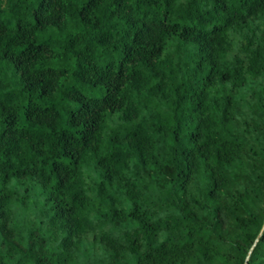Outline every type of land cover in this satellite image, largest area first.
Masks as SVG:
<instances>
[{"label":"clouds","instance_id":"obj_1","mask_svg":"<svg viewBox=\"0 0 264 264\" xmlns=\"http://www.w3.org/2000/svg\"><path fill=\"white\" fill-rule=\"evenodd\" d=\"M119 2L0 3L23 31L8 34L20 44L10 51L0 40V264H247L264 234V0H223L225 11L217 0ZM34 43L48 48H29L19 71L3 59ZM73 85L99 105V130L62 150L66 117L53 132L21 110L31 99L64 116L79 107L63 98Z\"/></svg>","mask_w":264,"mask_h":264},{"label":"trees","instance_id":"obj_2","mask_svg":"<svg viewBox=\"0 0 264 264\" xmlns=\"http://www.w3.org/2000/svg\"><path fill=\"white\" fill-rule=\"evenodd\" d=\"M175 0H171V3H174ZM0 3H3V0H0ZM171 3L169 2V0H166V7H170ZM218 3V8L221 11H225L227 9V4L223 2V0H217ZM93 7H96V4L92 5ZM123 7V0H120L119 3H117V9H121ZM197 12L199 11V9L196 10ZM115 15V14H114ZM166 17H167V13H166ZM82 22H83V16L81 17ZM33 21L34 23H39V21H37L35 19V16H33ZM146 27L145 25H141V28ZM173 28H178L179 25H173ZM12 31H15L17 33L18 37L22 38L23 35V31H22V24L20 21H16L15 25L13 26L11 21H6L5 19H3V13L2 11H0V40H7V43L5 44V47L9 49V51L11 50V48H15L20 46L19 44V40H13V39H9L8 34ZM215 31V29H214ZM188 32L187 29H185V31L183 33H181L182 36L186 35ZM103 39V38H102ZM136 37L133 36V40H135ZM71 43V42H70ZM36 48L37 51H42V50H47L48 46L45 44H39V43H34L32 45H28L27 47L24 48V51L20 52L18 56H15V54H13V56H15V59H13L12 56L9 55V51H5L3 59L8 60L9 63L13 64V68L16 71L20 70V67L23 64V60H20V58L24 57L26 53H28L29 48ZM20 60V61H19ZM77 67H79V65H77ZM48 72H53V69H48ZM214 71L213 68L209 69V76L205 77V80L208 83H211V76H212V72ZM22 80H24L25 82V88L27 91L29 92H35L37 90H39V98L41 99H48L49 101H53L54 98L51 96V92L50 90H47L46 86H44L42 84V82H38V81H33L31 79H27L25 80V78L22 76L21 77ZM230 76L228 73H224L221 76V81H225L227 79H229ZM79 83H84L83 79L78 80ZM97 85L93 84L92 87L95 88ZM63 98L68 99L71 103H75L78 104L79 107L74 109V110H70L69 112L65 113L64 116H61L60 112H57L55 110V106L53 105L52 107H45V108H41L40 106H33L31 104V99L29 100V104L25 106L24 109H22V116L23 119L26 123L32 124L34 127L36 128H42V127H49L52 129L53 132L56 131L55 128H53V125H57L59 124V121L64 119V117H66V119H64V123H65V128L62 132L59 133V137L57 139V143L62 145V150L64 148L67 149H71V143L70 141L72 140H80L83 141L85 139V134H87L88 136H94L96 134V132H98L99 130V125L97 124V112L99 111V105L97 104L96 101L94 100H90L88 97H86L82 92H80L75 85H73L72 90H70L69 92L63 94ZM13 97L11 95V93L7 94V102L11 103ZM231 103V98L227 99L225 101L226 105H230ZM108 104V100L105 101V105L107 106ZM0 107H3V104H0ZM204 107L203 104V100L201 99L196 106V109H194V111H197L201 108ZM46 114V118L44 120L40 119L41 114ZM87 117V124L88 127L86 128L84 126V123H82V119L83 117ZM35 118V119H33ZM21 119V114H17V113H12L9 116V121H10V129L12 130L14 129L15 125L19 123ZM127 119V117H126ZM9 121H6V123H9ZM226 122V121H225ZM155 127V125H154ZM199 128V126H198ZM68 129H72V131H68ZM157 132L162 131L161 128H157L156 129ZM22 137H30L31 133L27 132V131H22L21 132ZM140 135L139 131H134L131 133V136L135 139ZM194 137V139L196 138L195 136L199 135V131L197 130L196 133L192 134ZM127 136L124 137L125 140H127ZM172 140L173 143L177 142V136L175 133L172 134ZM116 149L119 148L120 146V139L119 137H113L112 140L110 141ZM117 156H119V152L116 151L115 153ZM137 154L140 157V164L141 166L145 165V160L143 158L142 152L139 148H137ZM65 158H70L68 156H66ZM106 159V158H104ZM104 159H101L100 161H98L97 163V167H103L104 166ZM53 170H55V164L53 165ZM105 178L109 180V184L111 183V179L110 177L107 176V173L105 175ZM183 188V186H182ZM99 190L101 193H103L104 191V184L103 181L100 182L99 185ZM210 196L212 195V193L209 194ZM137 206L133 205V213L136 211ZM133 213H130L129 215L132 216ZM115 215V213H114ZM219 219V216L217 217ZM243 224V222H241ZM261 235V234H260ZM259 235V237H260ZM258 237V238H259ZM254 239V234H248L246 235V240L248 241L249 245L252 244V241ZM257 241V239H256ZM255 247L252 250V253L250 254V259L247 262V264H256V261L259 260L260 264H264V234L261 235L260 240L255 243ZM5 264H7V262H5ZM137 264H139V261H137Z\"/></svg>","mask_w":264,"mask_h":264},{"label":"water","instance_id":"obj_3","mask_svg":"<svg viewBox=\"0 0 264 264\" xmlns=\"http://www.w3.org/2000/svg\"><path fill=\"white\" fill-rule=\"evenodd\" d=\"M261 235H262V234H261ZM261 235H260V237L257 239L256 243H257V242L260 240V238H261ZM255 245H256V244H255ZM255 245H254V247H255ZM254 247H253V248H254Z\"/></svg>","mask_w":264,"mask_h":264}]
</instances>
